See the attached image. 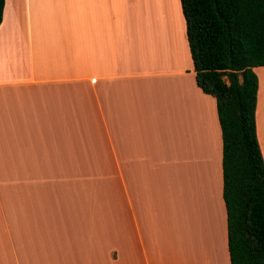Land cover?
I'll use <instances>...</instances> for the list:
<instances>
[{
  "label": "crops",
  "instance_id": "obj_1",
  "mask_svg": "<svg viewBox=\"0 0 264 264\" xmlns=\"http://www.w3.org/2000/svg\"><path fill=\"white\" fill-rule=\"evenodd\" d=\"M151 2L3 0L0 264H229L215 100Z\"/></svg>",
  "mask_w": 264,
  "mask_h": 264
},
{
  "label": "trees",
  "instance_id": "obj_2",
  "mask_svg": "<svg viewBox=\"0 0 264 264\" xmlns=\"http://www.w3.org/2000/svg\"><path fill=\"white\" fill-rule=\"evenodd\" d=\"M196 85L215 100L229 264H264V164L255 134L264 0H179ZM3 0H0V21Z\"/></svg>",
  "mask_w": 264,
  "mask_h": 264
},
{
  "label": "rangeland",
  "instance_id": "obj_3",
  "mask_svg": "<svg viewBox=\"0 0 264 264\" xmlns=\"http://www.w3.org/2000/svg\"><path fill=\"white\" fill-rule=\"evenodd\" d=\"M128 1L131 2V4H128L127 7L128 8L130 7L129 9H131V10L135 9V7L133 6L135 0H128ZM171 2H172V0H171ZM168 3H170V0H168ZM163 4H164V0H152L151 7H150V13H149V17H148L149 18V22L154 23L156 21V19H157V18H155V15L153 13L155 11L152 12L151 10L155 9V7H157V9H160V6L162 8V7H164ZM140 10H142V9H140ZM160 10H162V9H160ZM161 14L163 16V20L166 19V21H167L168 15L164 12V10L161 11ZM161 14H160V17L162 18ZM135 17L137 18V14H136ZM161 18H159V19H161ZM177 21L178 20H177V15L175 14V9L174 10L172 9L171 12L169 13V23L168 24L170 25V27H172V25H175V30H177V28L179 26Z\"/></svg>",
  "mask_w": 264,
  "mask_h": 264
}]
</instances>
